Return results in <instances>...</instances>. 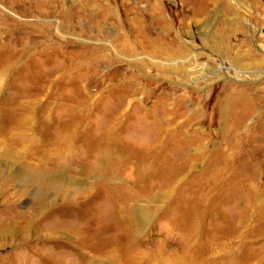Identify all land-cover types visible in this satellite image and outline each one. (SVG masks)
Returning a JSON list of instances; mask_svg holds the SVG:
<instances>
[{"label": "rangeland", "instance_id": "1", "mask_svg": "<svg viewBox=\"0 0 264 264\" xmlns=\"http://www.w3.org/2000/svg\"><path fill=\"white\" fill-rule=\"evenodd\" d=\"M165 262L264 264V0H0V264Z\"/></svg>", "mask_w": 264, "mask_h": 264}, {"label": "bare ground", "instance_id": "2", "mask_svg": "<svg viewBox=\"0 0 264 264\" xmlns=\"http://www.w3.org/2000/svg\"><path fill=\"white\" fill-rule=\"evenodd\" d=\"M223 251V250H222ZM164 264H172L171 262H165Z\"/></svg>", "mask_w": 264, "mask_h": 264}]
</instances>
